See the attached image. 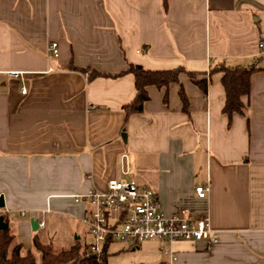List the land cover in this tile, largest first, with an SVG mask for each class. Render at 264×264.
Wrapping results in <instances>:
<instances>
[{
    "label": "crops",
    "instance_id": "crops-1",
    "mask_svg": "<svg viewBox=\"0 0 264 264\" xmlns=\"http://www.w3.org/2000/svg\"><path fill=\"white\" fill-rule=\"evenodd\" d=\"M262 40L264 0H0V217L15 242L35 253L54 216L87 231L91 205L76 197L124 178L151 187L165 214L208 215L219 235L155 240L137 264H264ZM220 62L258 68L231 122L222 74H209ZM129 63L201 72L207 93L181 74L189 112L179 84L149 86L144 110L125 121L136 94L134 75H120ZM199 185H209L204 198Z\"/></svg>",
    "mask_w": 264,
    "mask_h": 264
},
{
    "label": "built area",
    "instance_id": "built-area-1",
    "mask_svg": "<svg viewBox=\"0 0 264 264\" xmlns=\"http://www.w3.org/2000/svg\"><path fill=\"white\" fill-rule=\"evenodd\" d=\"M259 45L264 48V40ZM48 52L57 57L59 43L52 41ZM22 93H27L25 86ZM209 190V185L195 187V193L200 198L206 197ZM76 200L88 201L91 205L89 214L83 219L87 226L84 242L86 256L99 257L104 246L114 240L132 245H139L145 240L219 241L208 215H194L186 210L165 214L160 209L156 192L135 180L111 178L106 188L91 189L76 197ZM40 226H44V222H40Z\"/></svg>",
    "mask_w": 264,
    "mask_h": 264
},
{
    "label": "trees",
    "instance_id": "trees-1",
    "mask_svg": "<svg viewBox=\"0 0 264 264\" xmlns=\"http://www.w3.org/2000/svg\"><path fill=\"white\" fill-rule=\"evenodd\" d=\"M164 1L165 5H167V0ZM68 68L88 74L89 78L102 74L93 68L77 67L73 62L70 63ZM257 70L258 68L255 64L247 67L240 65L227 66L224 62H220L211 68L210 75L216 72L222 74V84L226 93L223 112L228 116L229 122H231L235 113H245L247 103L244 98H249L250 96L251 76ZM125 73L134 75L136 88L134 99L122 107L125 113V121H128L131 115L144 110L145 103L150 99L149 86L168 89L173 83L179 84L183 111L189 112V99L180 80L181 74H187L191 81L200 87L205 94L208 90L209 77H206V75L200 77L203 75L201 72L190 71L183 66L175 69L151 70L129 63L128 68L120 75ZM168 98L167 90L164 100L168 102ZM111 242L109 241L104 246L99 257L97 255L86 256L85 243L80 240L68 249L55 252L52 244H44L36 236L33 240V246L41 253V264H109L108 248ZM0 264H37L36 254L31 249L24 252L23 245L15 242V235L8 224L4 228H0Z\"/></svg>",
    "mask_w": 264,
    "mask_h": 264
},
{
    "label": "rangeland",
    "instance_id": "rangeland-1",
    "mask_svg": "<svg viewBox=\"0 0 264 264\" xmlns=\"http://www.w3.org/2000/svg\"><path fill=\"white\" fill-rule=\"evenodd\" d=\"M55 217L56 216H54V218L51 219L49 218L50 220L48 221L47 229L38 231V235L40 236L41 240L44 243L52 244V245L54 244L53 246L55 247L54 248L55 252H60L61 250L66 249L68 246L67 243L68 242H71V244L74 243L77 237H80V241L85 240L86 228L85 226H83V224L82 226L77 228V230H75L74 229L75 219L68 217L55 219ZM61 241H64V244L61 243ZM145 241L142 242L144 247H142L141 250L132 249L128 247L122 249V244L127 242L120 240L112 241L108 248V263L137 264L136 262H139V259L147 258L146 257L147 252H145L147 251L145 249L147 243H149L148 245L154 244L152 248L154 250H156L158 247L157 246L158 243L153 242L155 240H152V242H145ZM63 245L64 247H62ZM35 254H36V263L41 264V253L36 250Z\"/></svg>",
    "mask_w": 264,
    "mask_h": 264
},
{
    "label": "water",
    "instance_id": "water-1",
    "mask_svg": "<svg viewBox=\"0 0 264 264\" xmlns=\"http://www.w3.org/2000/svg\"><path fill=\"white\" fill-rule=\"evenodd\" d=\"M124 138L126 137V134H123ZM5 207V201H4V195H2L0 197V208ZM36 223H38V221H36ZM5 227V223L3 221V217H0V228H4Z\"/></svg>",
    "mask_w": 264,
    "mask_h": 264
}]
</instances>
